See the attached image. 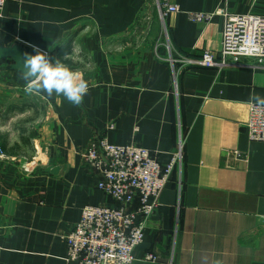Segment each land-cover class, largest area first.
<instances>
[{
	"label": "crops",
	"instance_id": "obj_1",
	"mask_svg": "<svg viewBox=\"0 0 264 264\" xmlns=\"http://www.w3.org/2000/svg\"><path fill=\"white\" fill-rule=\"evenodd\" d=\"M171 2L180 10L161 17L156 0L6 1L0 92L14 96L10 111L24 108L21 75L34 47L70 60L88 92L79 106L38 96L45 110L31 149L0 155V264H77L65 235L84 206L112 203L83 156L103 138L146 147L162 163L183 142L134 264H264V142L247 129L251 97L264 99V61L194 63L207 50L222 59L226 20L195 14H264V0ZM150 252L156 261L144 259Z\"/></svg>",
	"mask_w": 264,
	"mask_h": 264
},
{
	"label": "built area",
	"instance_id": "obj_2",
	"mask_svg": "<svg viewBox=\"0 0 264 264\" xmlns=\"http://www.w3.org/2000/svg\"><path fill=\"white\" fill-rule=\"evenodd\" d=\"M7 0H0L2 16ZM258 1V0H253ZM161 17L178 12L171 0H156ZM215 14L226 18L223 29L222 59L212 51L194 60L206 67L242 66V58L264 61V14H228L222 9L197 13L195 19L209 20ZM229 58H232L229 60ZM193 63V61L189 60ZM252 141L264 142V105L252 103L247 122ZM182 146L168 163L156 152L136 144H114L106 138L84 152V161L100 173L99 188L111 198L106 205H86L81 218L65 235L68 259L77 264H134L148 223L159 205V197L182 161ZM0 155L3 151L0 150ZM145 260L156 261L152 252Z\"/></svg>",
	"mask_w": 264,
	"mask_h": 264
},
{
	"label": "clouds",
	"instance_id": "obj_3",
	"mask_svg": "<svg viewBox=\"0 0 264 264\" xmlns=\"http://www.w3.org/2000/svg\"><path fill=\"white\" fill-rule=\"evenodd\" d=\"M34 52V55L25 53L24 72L21 75L27 82L25 93L37 96L43 94V98H51L55 94L63 96L75 106L81 105L88 92V82L82 74L71 70L60 59L53 62L47 53L38 48L34 47ZM251 99L264 105V99L257 96Z\"/></svg>",
	"mask_w": 264,
	"mask_h": 264
},
{
	"label": "rangeland",
	"instance_id": "obj_4",
	"mask_svg": "<svg viewBox=\"0 0 264 264\" xmlns=\"http://www.w3.org/2000/svg\"><path fill=\"white\" fill-rule=\"evenodd\" d=\"M71 58V57H69ZM65 63L64 61H62ZM1 97L8 102L5 104L0 102V136H5V139L15 140L17 137L21 138L22 147L24 152H29L31 149L30 145L24 141V138L30 136V130L33 128V122L36 117H40L41 113L45 110L44 99L37 95H24V105L22 109L10 111V106L14 103H10L14 100V96H8L4 93ZM16 98V95H15ZM41 98V99H40ZM10 101V102H9ZM30 144V143H29Z\"/></svg>",
	"mask_w": 264,
	"mask_h": 264
},
{
	"label": "trees",
	"instance_id": "obj_5",
	"mask_svg": "<svg viewBox=\"0 0 264 264\" xmlns=\"http://www.w3.org/2000/svg\"><path fill=\"white\" fill-rule=\"evenodd\" d=\"M63 61L67 63H71L70 60H63ZM24 141L28 143L29 140L27 138H24ZM7 147H8V142L5 139V136H0V150L1 151L7 153V152H13L14 150H19V145L16 143L9 149Z\"/></svg>",
	"mask_w": 264,
	"mask_h": 264
}]
</instances>
